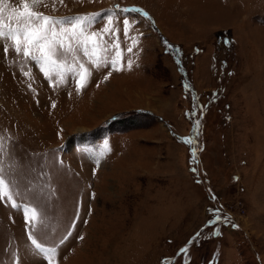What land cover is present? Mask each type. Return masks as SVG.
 <instances>
[{
    "label": "rangeland",
    "instance_id": "374dc122",
    "mask_svg": "<svg viewBox=\"0 0 264 264\" xmlns=\"http://www.w3.org/2000/svg\"><path fill=\"white\" fill-rule=\"evenodd\" d=\"M34 10L100 13L90 31L109 59L122 53L121 70L81 54L92 74L78 91L0 38L12 195L0 197V264H50L29 232L56 249L51 264H264V0H42Z\"/></svg>",
    "mask_w": 264,
    "mask_h": 264
},
{
    "label": "snow or ice",
    "instance_id": "6c2138e0",
    "mask_svg": "<svg viewBox=\"0 0 264 264\" xmlns=\"http://www.w3.org/2000/svg\"><path fill=\"white\" fill-rule=\"evenodd\" d=\"M41 3L42 0H22V7L10 8L8 0H0V38L10 40L16 54L35 62L45 77L51 78L52 74H55L63 81L66 75H70L76 81L78 91L86 86L87 80L92 74L85 63L80 60L81 54L96 69L111 67L112 70H121L118 65L122 61V53L115 51L114 57L109 59L107 56L109 49L102 38V33L90 31L101 17L100 13L54 18L34 10ZM121 11L124 13L142 12L138 8H123ZM142 14L145 17L148 15L147 13ZM106 19L110 26L113 22L112 15H107ZM123 24L124 35L127 36L129 21L124 19ZM109 26L103 28L104 34L112 32ZM112 47L118 49L119 44L116 43ZM3 51L5 54L8 53L7 44L4 45ZM128 51H131V47ZM69 56H71V62L67 59ZM128 67L131 68V61L128 62ZM106 79L108 76H105ZM53 107H55L54 104ZM188 142L191 143V141ZM104 144L107 147V141ZM0 152H3L2 145H0ZM103 154V152L100 153L101 156ZM96 163L99 164V159H96ZM4 173L5 169L0 161V197H7L11 200L9 181ZM11 206L20 207L16 203ZM24 212L30 220L35 219L38 215L35 208L25 207ZM29 212H31V216L28 215ZM29 239L36 249L45 253L51 264V258L56 254V249L54 247L45 248L37 241L32 232H29Z\"/></svg>",
    "mask_w": 264,
    "mask_h": 264
}]
</instances>
